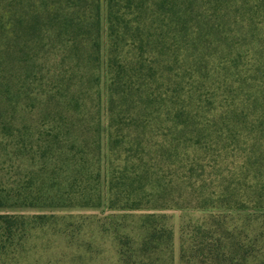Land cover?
I'll return each instance as SVG.
<instances>
[{
	"label": "trees",
	"instance_id": "1",
	"mask_svg": "<svg viewBox=\"0 0 264 264\" xmlns=\"http://www.w3.org/2000/svg\"><path fill=\"white\" fill-rule=\"evenodd\" d=\"M171 213L264 264V0H0V264H175Z\"/></svg>",
	"mask_w": 264,
	"mask_h": 264
},
{
	"label": "rangeland",
	"instance_id": "2",
	"mask_svg": "<svg viewBox=\"0 0 264 264\" xmlns=\"http://www.w3.org/2000/svg\"><path fill=\"white\" fill-rule=\"evenodd\" d=\"M30 111H32V106L29 105ZM30 116L34 117L35 114L32 111L30 113ZM49 211H46L44 214H48ZM88 213L87 211H80L78 209H64L59 211H52L51 214H57V215H80ZM171 222L174 230V251H175V264H177V234H178V220H179V214L178 213H171ZM65 243L64 241H54L50 240L48 246H47V253L50 254L49 260L51 264H66V262H69V264H81L78 258H68V256L64 253V247ZM72 259V260H71ZM71 260V261H70ZM88 264H96L93 259L88 258L87 260Z\"/></svg>",
	"mask_w": 264,
	"mask_h": 264
}]
</instances>
